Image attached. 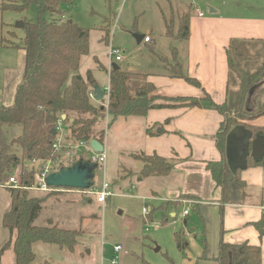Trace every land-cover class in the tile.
I'll return each mask as SVG.
<instances>
[{
  "label": "trees",
  "instance_id": "16d2710c",
  "mask_svg": "<svg viewBox=\"0 0 264 264\" xmlns=\"http://www.w3.org/2000/svg\"><path fill=\"white\" fill-rule=\"evenodd\" d=\"M71 1L2 2L3 9L19 14L25 13L33 4L38 11V20L35 23L23 22L24 35L21 45L17 47L24 52L22 78L15 90L12 104L0 106V187H4L10 199L9 209L2 216V226L8 230L9 238L0 249V264L3 253L8 249L12 251L13 264H35V244H49L69 252H73L77 245V230L60 229L49 220L45 226L33 224L52 193L40 197L28 189L34 186L35 168L31 163L46 161L50 157L59 121L63 124L72 119L68 128L75 143L89 144L91 140H97L102 144L103 132L97 135L93 128L105 118L106 109L91 102L89 93L94 86V82H90L91 75L88 73L83 78L78 74L81 58L89 53V31L66 20L61 10L63 5H68ZM45 15H48V21L43 19ZM188 19L187 14L179 23V39H188ZM166 30L170 36L168 26ZM3 40L1 39V44L4 43ZM257 47L260 49H256ZM252 48L256 49L254 56L262 58V63L252 72L246 69L244 71L241 63L249 61ZM226 57L229 68L227 85L229 87L234 74L237 75L239 84L235 92L227 89L223 104L210 102V108L220 114L229 109L233 116H224L215 138L221 160L206 163V168L216 187L220 189V202L223 205H242L246 198V185L239 178L241 171L236 175L230 173L225 158V145L229 132L237 126H243L249 131L252 140L257 136L264 137V128L246 124L264 115V101L255 100L254 105L252 100L256 91L259 96L264 93V39H233L226 48ZM173 70V77L199 87V83L183 74L178 65H174ZM146 79L147 75L127 73L112 66L109 72L107 112L113 117H144L151 109L200 105V100L194 98H177L168 101L173 103L155 104V98L149 96L154 87ZM253 87L255 90L250 96L249 92ZM62 115L66 117L64 120L61 119ZM147 134L154 135L150 130H147ZM131 157L139 165L137 176L141 180L165 177L174 167L172 161L157 155L139 153ZM73 163L75 161L67 165ZM63 166L61 164L59 168ZM263 166L264 157L259 160L248 159L247 168ZM13 176L18 178L20 185L7 187L6 182ZM254 227L259 237L263 238L264 211ZM173 236L178 250L185 252L188 246L184 231H176ZM215 260L218 264H261V250L246 242L227 244L220 241Z\"/></svg>",
  "mask_w": 264,
  "mask_h": 264
},
{
  "label": "rangeland",
  "instance_id": "374dc122",
  "mask_svg": "<svg viewBox=\"0 0 264 264\" xmlns=\"http://www.w3.org/2000/svg\"><path fill=\"white\" fill-rule=\"evenodd\" d=\"M167 1L173 5L170 12ZM167 1L72 0L70 4L63 5L61 10L64 12V18L89 31V54L81 61V71L89 69L98 82H106L107 73L94 69L93 57L108 67L106 49L111 42L122 53V61L116 63L113 61V66L123 70H127L128 66L135 70L133 67L139 66L142 70L150 72L154 70L164 72L166 70L165 63L168 67L169 65L173 67L171 50L174 46L178 47V44H174L171 39L164 38L161 12H165L170 36L178 37V24L187 15L189 8L186 6L178 8L177 4L183 6L184 3H191L194 8L198 7L205 15L210 12L208 9L210 5H207L209 2L212 4L224 2L234 9L239 7L245 9L248 6L243 1L229 2L227 0H179L183 3H179L178 0ZM2 2L3 0H0V106L6 102L12 103L11 92L16 87L15 84L24 67V52L17 48L22 43L24 31L18 24L20 22L35 23L38 20V11L35 5H30L25 13L19 14L3 9ZM43 19L48 21V15H45ZM140 35L148 37L151 41L148 44L145 42L137 44L134 36ZM1 39H4L3 44H1ZM151 47L155 49V53L151 51ZM256 49L252 48L249 61H242L241 67L244 71L246 69L252 72L262 63V58L257 59L254 56ZM159 57L166 59V62L159 60ZM156 61L159 62L155 63ZM238 84L239 80L234 74L229 83V90L235 92ZM257 93L256 91L252 97L254 105H256L255 100L259 101L260 97L261 100L263 99L264 93L260 97ZM97 106L102 107V105ZM222 114L223 116H233L229 109L222 111ZM104 119L95 124L96 130L102 128ZM119 123L120 118L115 119L113 116H109L103 127L106 138H109V146L104 151L106 155L104 178L110 184L112 188H110V192L113 193V196L108 198L103 205L97 203L95 197H89L90 202H86L81 197L71 196L63 191L49 196L33 224L45 226L47 220L52 219L55 222L52 221V224H56L58 228L77 230L79 236L73 252L52 245H34L38 262L51 261L41 264H111V260L114 258L113 248L118 245L123 249V253L117 255L118 264H190L186 260L189 255L188 249L185 252L178 250L173 236L174 232L184 230L183 219L179 218L182 207L178 206L175 209L176 219L173 221L169 214V211L173 209L170 207L171 202H153L150 199L151 196L147 201H142L139 198L147 194L152 187L146 181L137 182L139 178L136 162L131 157L136 154L122 155L131 150L133 145L125 140V135L121 133L118 140L112 138V143L110 142L111 130ZM66 124L68 125V123H65V132L68 129ZM245 137H247V131L242 126L239 127V132L235 130L232 140L244 142L243 138ZM72 154L89 158L88 153L80 154L77 150L72 151ZM61 157H63V164L66 165V157L63 155ZM102 177L103 167L97 165L93 188L100 189ZM115 179L117 180L116 184L113 183ZM131 186L135 189H131ZM158 192L160 198L165 199V189ZM34 194L40 197L46 195ZM145 205L149 206L150 210L146 220L142 217V207ZM9 206V194L5 189L0 188V249L9 237L8 230L2 226V216ZM190 218L192 221L190 220L191 223L188 227L194 224L193 221L195 222L196 216L193 211L190 213ZM145 221L148 223L157 222L161 226L157 230L146 231ZM184 233L187 237V232ZM1 264H13L11 249L3 253Z\"/></svg>",
  "mask_w": 264,
  "mask_h": 264
},
{
  "label": "crops",
  "instance_id": "0c3cea01",
  "mask_svg": "<svg viewBox=\"0 0 264 264\" xmlns=\"http://www.w3.org/2000/svg\"><path fill=\"white\" fill-rule=\"evenodd\" d=\"M227 1H243L248 6L245 9L241 7H239L240 9H234L224 2L214 4L209 2L207 5H210L208 6L210 12L205 15L198 7L194 8L191 3H184L183 6L177 4L176 7L178 8L184 6L189 8L187 10L189 15L187 40L179 39L176 36H168L165 12L160 13L164 38L171 39L174 44H178V47L174 46L171 50L173 66L178 65L183 74L199 83V87L188 84L183 79L173 77L175 71L172 66H167L166 59H163V57H159V60L165 61L160 62L165 63L166 70L164 72L162 70L150 72L142 70L139 66L133 67L135 70H132L128 65L127 70L120 69L127 73L147 75V82L154 87L153 93L149 96L155 98V104L173 103L168 101L177 98H194L200 100V105L197 107L177 106L151 109L144 117L117 116L114 118H120V123L115 128L113 127L110 133L111 143L112 138L118 140L119 135L121 136V133H123L125 140L133 144L131 150L124 152L122 155L143 153L145 155H157L172 161L174 167L169 175L165 177H148L142 180L137 179L138 183L146 181L152 187L147 194L139 198L142 201H147L151 196L150 199L153 202H171L173 206L170 204V207L173 209L169 211V214L173 221L176 219L175 209L178 206L182 207L179 218L183 219V231L187 232L189 255L186 260L190 264H218L215 259L218 256L220 241L227 244L246 242L258 246L261 250V264H264V237L260 238L254 227L264 211V166L246 168L239 173V178L246 185V198L242 205H223L220 202V189L216 187L210 172L206 168V163L221 160V153L217 148L215 138L224 116L210 108V104L221 105L226 101L227 89L229 88L227 85L229 68L226 48L233 39H264V0ZM166 3L170 6V12L173 5L169 1ZM179 3L183 2L179 1ZM196 11H199L202 16L199 17ZM142 42L143 40L140 43ZM110 46L114 47L110 42L106 49L107 52ZM150 49L155 53L153 47ZM84 57L80 60L78 74L85 78L89 73L94 86H99L101 90L107 88L109 85V72L113 65L108 61L109 65L106 67L93 57L94 69L105 71L108 76L106 82H98L93 77L91 70L81 71L80 65ZM156 67H158L157 64ZM21 78L22 74L15 84L16 87L11 92L12 102ZM102 84L104 86H101ZM262 97V100L261 97L259 98L260 102L264 101V95ZM91 102L94 105H102L103 99L102 101L91 99ZM11 104L6 102L1 106L7 107ZM109 116L111 117L106 111L102 128L100 130L93 128L94 133L97 135L99 132H103L102 145L104 151L109 146V138H106L103 127L104 124L106 125ZM70 120L72 121V119L68 120L67 127L72 123ZM246 124L252 127L264 128V115L251 122H246ZM147 130H150L154 135H148ZM56 139H59L62 145L59 155L61 161L62 155L66 157L67 164L71 161L87 160L82 155L75 157L72 154V151L76 150L77 143L73 138L71 139L69 128L65 132V123L61 125V131L58 132ZM85 153L90 154L89 151H85ZM68 155L70 157H67ZM31 164L36 168L33 161ZM63 165V167H66L65 164ZM138 168L139 165L136 163L137 171ZM113 183L116 184L117 180H113ZM0 188L4 189V187ZM163 189L166 192L165 199H161L158 192L163 191ZM31 191L47 195L49 193L56 194V192L62 190L50 192ZM63 192L90 202L89 197L77 192ZM187 208L189 209L188 215L182 217V212ZM192 211L195 213L196 218L195 222L193 221L194 224L188 227L192 221L190 218ZM49 221L54 222L52 219ZM47 262L51 261L42 260L38 262L37 256L35 258L36 264Z\"/></svg>",
  "mask_w": 264,
  "mask_h": 264
},
{
  "label": "water",
  "instance_id": "95a60500",
  "mask_svg": "<svg viewBox=\"0 0 264 264\" xmlns=\"http://www.w3.org/2000/svg\"><path fill=\"white\" fill-rule=\"evenodd\" d=\"M19 27H23V22H20ZM137 44L143 40V35L134 36ZM93 83V79H90ZM255 90L253 87L249 95ZM95 101H102L103 91L97 85L92 90ZM65 115L61 116L64 120ZM70 122H72L70 120ZM237 126L234 130L232 129L227 138L225 145V158L227 167L232 175H236L238 171H243L247 168L248 159L259 160L264 157V137L257 136L252 140V134L247 131V137L241 140H232L233 134L236 131L239 132ZM244 128V127H243ZM245 129V128H244ZM54 134V132H52ZM89 148L94 153H103V145L97 140H91L89 142ZM96 165L88 160H78L72 165L62 167L57 171L50 173L45 178V183L48 187L55 189H73V190H87L93 185V179L95 174Z\"/></svg>",
  "mask_w": 264,
  "mask_h": 264
},
{
  "label": "built area",
  "instance_id": "2783aa9c",
  "mask_svg": "<svg viewBox=\"0 0 264 264\" xmlns=\"http://www.w3.org/2000/svg\"><path fill=\"white\" fill-rule=\"evenodd\" d=\"M198 13V16H202V14L199 11H196ZM143 42L148 43L150 42L148 37H144L143 38ZM107 58L110 64H112V62L114 61L116 62H121L122 60V53L118 48L112 47L110 46L108 48V52H107ZM103 91V99L105 98V100H103V104L102 106L106 109L107 111V107H108V103H109V87L105 88L102 90ZM89 97L90 99H94V94L92 91H90L89 93ZM61 121H59L57 123V131H61ZM61 141L59 139H56L55 143L52 146V154L50 155V157L46 160V161H33V164L36 165L35 168V172H34V186L31 188H28L29 190H35V191H41V192H50V191H58V190H62V191H66V192H77L79 194L85 195L87 197H95L97 203L99 204H104L105 201L107 200V198L113 196V193L110 192V184L105 180L104 178V173H103V177H102V183H101V187L99 190L93 188V185L91 186L90 189L87 190H73V189H53L50 188L46 185L45 183V178L52 172L57 171L58 169H60V165L63 164V162L60 160L59 155L61 153ZM76 150L79 153H85V151H89V158H87L88 161L94 163L96 166L97 165H101L103 167V171H104V164H105V154L103 153H94L91 151V149L89 148L88 144H84V143H77V145L75 146ZM74 148V149H75ZM77 155H75L76 157ZM67 157H70L69 155ZM84 158V157H83ZM40 164V165H39ZM10 185H13L14 187H18L19 184V180L16 176H13L11 178L8 179V181L6 182V186L9 187ZM134 187L132 186V189ZM27 189V188H26ZM149 213V206L145 205L142 207V217L144 218V220L147 219V215ZM189 213V209H185L182 212V217L187 216ZM146 231H148L149 229L152 230H157L160 228V225L158 223H153V222H146ZM123 253V249L121 246H115L113 248V255L114 258L111 260V264H118V257L117 255L122 254Z\"/></svg>",
  "mask_w": 264,
  "mask_h": 264
}]
</instances>
